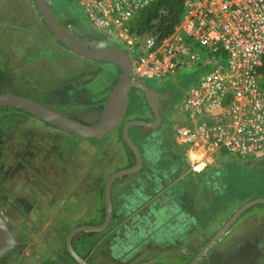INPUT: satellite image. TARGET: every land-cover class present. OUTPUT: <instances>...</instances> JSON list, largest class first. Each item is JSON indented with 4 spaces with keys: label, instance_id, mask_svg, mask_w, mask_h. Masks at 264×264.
<instances>
[{
    "label": "rangeland",
    "instance_id": "1",
    "mask_svg": "<svg viewBox=\"0 0 264 264\" xmlns=\"http://www.w3.org/2000/svg\"><path fill=\"white\" fill-rule=\"evenodd\" d=\"M12 1L20 4L18 8L27 12V18L23 19L21 27H7L4 30L24 37V52L19 56V67L5 75L0 73V92L28 97L49 108L57 106L63 109L64 104L57 102L62 101V98H57L54 92L62 82L108 65L78 56L59 43L44 25L31 0L23 8L20 7L22 0ZM44 1L54 20L77 42L97 48L108 46V42L85 21L71 0ZM63 14H66L69 22L64 19ZM110 67L113 68V79L109 90L119 74L116 65ZM201 73V69L185 68L163 81L147 79L155 84L154 91L160 96V124L156 136L164 139L165 143L171 142L169 144L173 146L179 166L181 163L183 168L181 175L184 176V193L187 201L192 202L189 211L193 208L200 211L198 214L204 218L203 224H208L204 230H199L200 241L195 240V246L203 244L240 204L255 197H264V153L245 160H236L230 156L213 158L203 170L192 172L188 169L189 162L183 150L173 143L171 126L178 102L183 92L194 84ZM86 95L87 93L77 94ZM129 100L123 121L152 119L140 91L132 89ZM103 101L98 98L86 103L74 101L68 104L71 105L69 112L73 111V114H67L84 123H91L98 117ZM120 126L102 138L86 139L45 124L18 109L0 107V212L6 218L9 228L16 231L15 243L0 258V264H77L63 245L66 232L71 226L64 223L60 212H55L65 179L60 177L63 172H55L58 165L54 159L57 157L64 163L65 157L68 159V166L78 172L73 177V182H78L73 184L74 191L77 194L83 191L91 197V193L96 194V187L101 185L100 165H104L102 172L106 177L122 163L119 162L120 156L128 153L120 136ZM133 127L131 133L139 143L143 136L139 127ZM97 154L104 155L105 161H96ZM81 158L83 163L80 166ZM87 159L89 162L86 163ZM86 168L88 172L83 178H79V170ZM39 171L42 176L36 178ZM208 171L217 172L214 180L216 186L211 185L212 181L206 182L208 179L205 173ZM56 190L59 195L55 194ZM256 216L264 218V204L250 206L233 223L240 218ZM154 257L159 258L156 254ZM177 259L178 257H172L161 260L164 264H177ZM189 259L184 258L178 263L186 264ZM206 259L209 260V255L199 264H205Z\"/></svg>",
    "mask_w": 264,
    "mask_h": 264
},
{
    "label": "built area",
    "instance_id": "2",
    "mask_svg": "<svg viewBox=\"0 0 264 264\" xmlns=\"http://www.w3.org/2000/svg\"><path fill=\"white\" fill-rule=\"evenodd\" d=\"M155 1L71 0L108 45L126 52L131 79L159 81L185 68L202 70L183 92L171 126L172 141L192 172L216 156H261L264 90L258 68L264 55V0H183L179 20L167 35L136 34L135 15Z\"/></svg>",
    "mask_w": 264,
    "mask_h": 264
},
{
    "label": "crops",
    "instance_id": "3",
    "mask_svg": "<svg viewBox=\"0 0 264 264\" xmlns=\"http://www.w3.org/2000/svg\"><path fill=\"white\" fill-rule=\"evenodd\" d=\"M22 1L23 4L20 6L22 8L25 3L30 4L29 0ZM19 5L14 4L12 0H0V73L2 75L19 67V56L24 52V37L15 36L13 32L8 33L4 30L7 27L13 29L21 27L23 19L27 18V12L20 10ZM63 17L67 19L66 21H70L66 14H63ZM74 30L78 31L75 27ZM4 33L6 35H3ZM104 64L108 67H97L96 70L83 73L76 79L62 82L54 92L57 98H62V101L57 102L64 104V107L51 108L61 113L73 114V111L69 112L71 105L68 104L74 101L86 103L94 98L105 101L113 79V68L110 66L114 64L108 62ZM147 79L149 78L143 79V82L153 90L156 89L155 84ZM78 93H87V95L77 96ZM129 102L128 95L127 108ZM144 121L150 120L144 118ZM133 128V126L128 128V135L140 152V168L136 172L115 179L111 184V215L108 225L101 231L74 234L71 239L72 248L88 264H136L141 261L164 264L161 259H172V257H178L175 263L180 264L179 260L191 258L202 245L200 243L195 246V240L200 241L199 230L202 228L204 230L208 224L206 226L203 224L204 218L198 214L200 211L195 208L189 211L192 202L187 201L184 193L185 186H182L184 176L181 175L183 168L181 163L179 166L173 146L169 144L171 142L165 143L164 139L156 136L159 127L145 133L139 127L143 139L138 143L131 133ZM95 157L98 162L99 159L105 161L104 155L97 154ZM219 157L222 156L214 158ZM54 160L58 165L55 172L57 174L63 172L60 177L65 179L64 187L59 192L61 195L55 212H60L64 217V223L71 226L67 232L78 225L100 223L103 217V185L110 173L105 177L102 172L104 165H100L101 185L96 187V194L91 193L89 197L83 191L79 194L74 191L73 184L78 182H73V177L78 172L73 170L72 166H68V159L65 157V163L57 157ZM119 160L122 163L115 170L133 164L131 153H123ZM79 162L81 166L83 159L81 158ZM85 162H89L88 159ZM87 172L88 168L79 170V178H83ZM38 174L35 177L41 178V171ZM55 194L59 195L57 190ZM155 254L159 258H155ZM208 255L209 260L206 259L205 264H264V218L256 216L238 219L226 229L196 264Z\"/></svg>",
    "mask_w": 264,
    "mask_h": 264
},
{
    "label": "water",
    "instance_id": "4",
    "mask_svg": "<svg viewBox=\"0 0 264 264\" xmlns=\"http://www.w3.org/2000/svg\"><path fill=\"white\" fill-rule=\"evenodd\" d=\"M31 1L46 28L65 48L86 59L112 63L119 68L117 80L109 90L98 117L91 123H84L80 120H76L72 116H69L67 112H58L54 108H49L28 97L12 94L10 92H0V107H12L18 109L35 119L79 137L93 139L101 138L117 126L121 125L120 136L123 144L132 154L133 164L113 171L105 179L102 194L103 217L101 222L96 225L75 226L66 233L63 241L65 251L75 263L88 264L74 251L71 245V239L73 235L78 232H97L103 230L108 225L111 215V184L115 179H118L123 175L136 172L141 166L140 152L129 137L128 128L138 125L143 133L157 128L160 124V115L158 112V101L160 96L152 88L146 85L143 80L130 78V60L123 49L115 47L114 45L97 48L95 46L90 47L85 44H80L73 39L64 28H61L57 21L54 20L52 13L50 9H48L44 0ZM132 89H136L141 92L145 104L152 114V119L150 121H144L141 119H128L123 121L128 104V95ZM259 203L264 204V197H255L240 204L199 247L186 264H196L242 212L250 206ZM15 234L16 231L9 228L6 218L0 212V258L15 243ZM136 264L158 263L152 261H141Z\"/></svg>",
    "mask_w": 264,
    "mask_h": 264
},
{
    "label": "trees",
    "instance_id": "5",
    "mask_svg": "<svg viewBox=\"0 0 264 264\" xmlns=\"http://www.w3.org/2000/svg\"><path fill=\"white\" fill-rule=\"evenodd\" d=\"M182 7L183 0H156L135 15L132 22V30L138 35H143L150 31L155 32L159 37L167 35L179 20ZM258 72L261 75V86L264 90V55ZM205 175L208 179L206 182L212 181L211 185L216 186L214 179L217 178V172L208 171ZM48 264L50 263L48 262Z\"/></svg>",
    "mask_w": 264,
    "mask_h": 264
},
{
    "label": "flooded vegetation",
    "instance_id": "6",
    "mask_svg": "<svg viewBox=\"0 0 264 264\" xmlns=\"http://www.w3.org/2000/svg\"><path fill=\"white\" fill-rule=\"evenodd\" d=\"M158 112H159V110H158Z\"/></svg>",
    "mask_w": 264,
    "mask_h": 264
},
{
    "label": "bare ground",
    "instance_id": "7",
    "mask_svg": "<svg viewBox=\"0 0 264 264\" xmlns=\"http://www.w3.org/2000/svg\"><path fill=\"white\" fill-rule=\"evenodd\" d=\"M200 165V164H199Z\"/></svg>",
    "mask_w": 264,
    "mask_h": 264
}]
</instances>
